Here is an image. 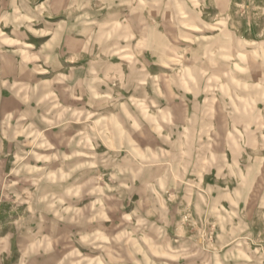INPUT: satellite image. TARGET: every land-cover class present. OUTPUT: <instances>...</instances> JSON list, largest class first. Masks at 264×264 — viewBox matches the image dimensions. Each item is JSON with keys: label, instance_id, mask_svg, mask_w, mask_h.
Here are the masks:
<instances>
[{"label": "rangeland", "instance_id": "1", "mask_svg": "<svg viewBox=\"0 0 264 264\" xmlns=\"http://www.w3.org/2000/svg\"><path fill=\"white\" fill-rule=\"evenodd\" d=\"M0 264H264V0H0Z\"/></svg>", "mask_w": 264, "mask_h": 264}]
</instances>
